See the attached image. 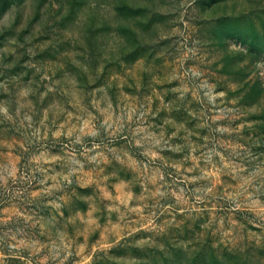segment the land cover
<instances>
[{
    "label": "rangeland",
    "instance_id": "obj_1",
    "mask_svg": "<svg viewBox=\"0 0 264 264\" xmlns=\"http://www.w3.org/2000/svg\"><path fill=\"white\" fill-rule=\"evenodd\" d=\"M0 264H264V0H0Z\"/></svg>",
    "mask_w": 264,
    "mask_h": 264
}]
</instances>
